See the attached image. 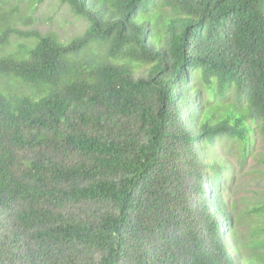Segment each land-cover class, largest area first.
<instances>
[{
  "label": "trees",
  "instance_id": "1",
  "mask_svg": "<svg viewBox=\"0 0 264 264\" xmlns=\"http://www.w3.org/2000/svg\"><path fill=\"white\" fill-rule=\"evenodd\" d=\"M59 2L0 57V264H264L215 155L264 135V0Z\"/></svg>",
  "mask_w": 264,
  "mask_h": 264
},
{
  "label": "rangeland",
  "instance_id": "2",
  "mask_svg": "<svg viewBox=\"0 0 264 264\" xmlns=\"http://www.w3.org/2000/svg\"><path fill=\"white\" fill-rule=\"evenodd\" d=\"M85 26L86 22L72 15L59 0H0V38L5 33L8 36V44L0 46V57L16 44L25 43V33L31 30L53 32L68 41L81 34ZM0 89L30 93L19 81L3 77ZM215 155L229 166L232 175L226 194L229 204L234 205L237 240L248 244L264 238V214L257 212L264 199V135L257 134L246 152L241 143L221 139L215 146ZM261 249L258 252L264 255V248ZM244 251L247 253L248 249Z\"/></svg>",
  "mask_w": 264,
  "mask_h": 264
}]
</instances>
